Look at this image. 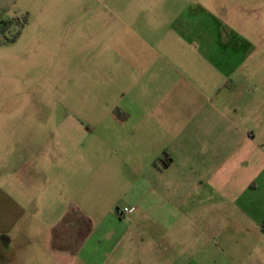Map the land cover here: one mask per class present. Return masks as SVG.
<instances>
[{
  "label": "rangeland",
  "instance_id": "rangeland-1",
  "mask_svg": "<svg viewBox=\"0 0 264 264\" xmlns=\"http://www.w3.org/2000/svg\"><path fill=\"white\" fill-rule=\"evenodd\" d=\"M43 5L47 6L44 13L33 9L29 15L20 14L2 36L0 124L13 120L41 130L37 134L50 139L49 154L72 162V167H65L77 177L71 188L79 191L84 214L107 215L134 206L129 212L140 214V227L133 230L144 239L134 245L142 255L140 264H264L262 193L256 211L258 226L251 223L231 235L232 229L225 225L227 212L212 216L223 227L210 231H220L228 241L220 238L209 243V228L203 227L200 212H195L191 224L184 218L183 207L172 211L166 203L170 199L179 203L182 197L181 192L172 198L169 175H165L176 168L167 170L164 151L169 158L187 155L176 146L173 133L178 129L163 126L155 132L156 141L154 133L142 141L139 132L128 139L130 128L124 122L127 110H178L186 121L193 113L209 109L202 98L163 99L148 83L129 77L125 66L127 52L142 44L134 33L155 43L168 35V29H187L198 46L215 47L225 41L239 48L223 58L228 63L241 62L239 92L253 93L251 103L243 99L246 108L258 110L250 121L264 124V0H68L60 10L57 0ZM242 77L253 79L248 82ZM262 129L257 132L258 143L264 139ZM196 130L202 134L204 125ZM189 134L182 137L188 139ZM202 151L196 148V156ZM200 160L182 164L201 170ZM158 180L169 186L163 190V206L149 192ZM260 184L259 191H264V178ZM155 220L162 222L160 232ZM33 254L36 251L19 253L13 264H33ZM131 264L138 262L132 258Z\"/></svg>",
  "mask_w": 264,
  "mask_h": 264
},
{
  "label": "crops",
  "instance_id": "crops-1",
  "mask_svg": "<svg viewBox=\"0 0 264 264\" xmlns=\"http://www.w3.org/2000/svg\"><path fill=\"white\" fill-rule=\"evenodd\" d=\"M46 1L0 0V27L16 20L20 14L29 15L33 9L44 13ZM57 1L60 10L68 0ZM11 27L7 26L5 33L0 32V44L3 34ZM75 32L79 35V30ZM190 33L187 29H168V35L164 34L163 39L155 43L146 35L141 37L134 33L142 44L127 52L125 66L129 77L141 84L148 83L163 99L187 97L195 101L202 98L209 109L193 113L186 121L178 110L149 113L127 110L124 122L130 128L128 139L139 132L137 137L142 141L150 140V133L155 134L160 127L178 129L173 133L176 146L180 151L186 150L187 155L169 158L164 151L167 170L176 168L165 175H169L172 198L181 192L182 197L179 203L166 198L171 201L166 203L173 207L172 211L180 212L183 207L184 218L191 224L195 212H200L203 227L209 228V243L213 239L225 242L228 241L226 235L222 237L220 231H210L223 227V222L212 216L227 212L229 219L225 225L232 229L229 234H235L234 229H248L251 223L259 224L256 211L260 192L264 200V191H259L264 178V149H259V145L264 147V139L258 143L257 132L261 126L264 129V124L250 121L251 115H258V110L246 108L243 99L251 103L253 93L239 92L241 62L228 63L223 58L228 51L237 52L239 48L225 41L215 47L198 46ZM252 79L242 77L243 81ZM141 87L147 91L145 85ZM246 89L251 92V87ZM199 125H204L202 134H197ZM40 131L33 126L13 123V120L12 124H0V264H6V260L13 264L19 253L28 251H36L33 264H131L132 258L140 264L142 255L134 245L144 239L140 232L133 230L140 227V214L122 213L120 209L111 210L107 215L84 214L80 209L79 191L71 188L77 177L65 167L70 164L72 167V162L52 157L50 139L41 138L37 134ZM184 133H190L188 139L182 137ZM196 148L203 149L197 156ZM194 158H201V170L182 164ZM162 173L158 172L160 177ZM166 184L158 180L149 191L156 200H161L162 206L166 197L164 187L169 190ZM155 227L160 232L161 220H155Z\"/></svg>",
  "mask_w": 264,
  "mask_h": 264
},
{
  "label": "trees",
  "instance_id": "trees-1",
  "mask_svg": "<svg viewBox=\"0 0 264 264\" xmlns=\"http://www.w3.org/2000/svg\"><path fill=\"white\" fill-rule=\"evenodd\" d=\"M13 23V21H8L4 24V26L0 27V32L5 33L7 30V26H10Z\"/></svg>",
  "mask_w": 264,
  "mask_h": 264
},
{
  "label": "built area",
  "instance_id": "built-area-1",
  "mask_svg": "<svg viewBox=\"0 0 264 264\" xmlns=\"http://www.w3.org/2000/svg\"><path fill=\"white\" fill-rule=\"evenodd\" d=\"M130 210L128 208H124L121 212L122 213H128Z\"/></svg>",
  "mask_w": 264,
  "mask_h": 264
}]
</instances>
